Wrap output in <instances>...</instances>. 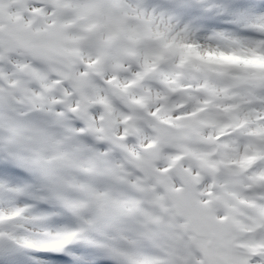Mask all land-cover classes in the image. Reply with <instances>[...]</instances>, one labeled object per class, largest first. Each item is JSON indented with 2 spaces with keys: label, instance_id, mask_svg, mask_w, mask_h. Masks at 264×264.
Wrapping results in <instances>:
<instances>
[{
  "label": "snow or ice",
  "instance_id": "obj_1",
  "mask_svg": "<svg viewBox=\"0 0 264 264\" xmlns=\"http://www.w3.org/2000/svg\"><path fill=\"white\" fill-rule=\"evenodd\" d=\"M0 264H264V0H0Z\"/></svg>",
  "mask_w": 264,
  "mask_h": 264
}]
</instances>
